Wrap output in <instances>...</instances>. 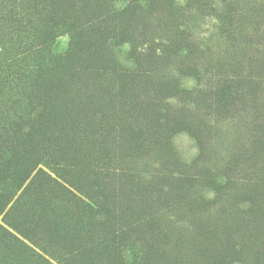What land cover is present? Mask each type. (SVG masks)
Wrapping results in <instances>:
<instances>
[{
    "label": "rangeland",
    "instance_id": "obj_1",
    "mask_svg": "<svg viewBox=\"0 0 264 264\" xmlns=\"http://www.w3.org/2000/svg\"><path fill=\"white\" fill-rule=\"evenodd\" d=\"M133 26L131 45L109 47L115 65L92 57L55 99L75 116L72 148L29 146L101 207L42 198L19 243L0 232V264H264V0H172ZM2 30L0 52L14 50ZM71 38L60 30L52 51ZM132 49L139 72L121 81ZM5 83L0 118L17 119L25 101Z\"/></svg>",
    "mask_w": 264,
    "mask_h": 264
},
{
    "label": "trees",
    "instance_id": "obj_2",
    "mask_svg": "<svg viewBox=\"0 0 264 264\" xmlns=\"http://www.w3.org/2000/svg\"><path fill=\"white\" fill-rule=\"evenodd\" d=\"M118 1L123 6L117 10L113 3ZM171 1L0 0L2 33L16 45L12 51L1 47L0 79L12 84L16 95L25 101L20 117L0 118V216L6 227H0V232L11 241L19 243L17 236L28 235L22 227L31 224L32 217L23 209L31 212L39 205L48 208L42 198L58 199L88 217L101 207L97 193L82 192L59 176L54 178L41 170L42 156L29 146L42 141L51 146L58 142L61 147L63 140L66 150L72 148L75 116L52 113L55 99L68 96L67 89L78 74L91 69L88 63L92 57L97 56L105 67L115 65L109 47L117 48L126 42L131 45L129 30L134 20L145 9ZM60 30L71 33L72 38L66 51L57 55L52 46ZM130 52L132 68H137L113 70L121 81L133 82L139 72L138 60L133 57L135 50ZM91 185V189L98 188L96 181ZM115 244L118 242L111 238L107 242L110 249Z\"/></svg>",
    "mask_w": 264,
    "mask_h": 264
}]
</instances>
